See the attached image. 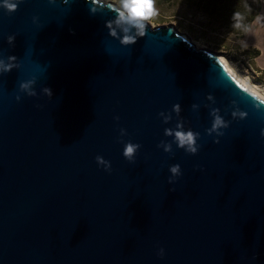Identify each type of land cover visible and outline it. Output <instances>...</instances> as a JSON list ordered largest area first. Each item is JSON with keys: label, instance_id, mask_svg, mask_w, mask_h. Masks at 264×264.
Returning a JSON list of instances; mask_svg holds the SVG:
<instances>
[{"label": "water", "instance_id": "1", "mask_svg": "<svg viewBox=\"0 0 264 264\" xmlns=\"http://www.w3.org/2000/svg\"><path fill=\"white\" fill-rule=\"evenodd\" d=\"M8 2L0 264H264V99L173 25L117 23L105 1ZM166 129L198 133L197 153Z\"/></svg>", "mask_w": 264, "mask_h": 264}, {"label": "rangeland", "instance_id": "2", "mask_svg": "<svg viewBox=\"0 0 264 264\" xmlns=\"http://www.w3.org/2000/svg\"><path fill=\"white\" fill-rule=\"evenodd\" d=\"M101 1L121 7L120 0ZM155 7L156 15L144 23L152 27L173 25L199 48H207L224 56L243 77L253 84H258L264 92V71H260L249 61L251 51L241 47L240 34L234 32L238 29L237 26L231 23L223 26L219 17H209L204 10L192 7L185 0L175 6L164 0H155Z\"/></svg>", "mask_w": 264, "mask_h": 264}, {"label": "clouds", "instance_id": "3", "mask_svg": "<svg viewBox=\"0 0 264 264\" xmlns=\"http://www.w3.org/2000/svg\"><path fill=\"white\" fill-rule=\"evenodd\" d=\"M86 2L90 3V13L95 14L97 11V8H102L104 5L101 3V0H86ZM120 9H113L117 11V23L120 21L126 20L128 23L133 24V26L138 28H144L145 21L150 20L153 18L156 13L157 9L155 7V0H120ZM4 7L8 9L9 12L15 11L17 8V3H10L8 0H5ZM125 13H127V16L125 17ZM234 15H239L234 13ZM106 27H109L111 29V23H106ZM125 32L128 31V29H124ZM74 34V33H73ZM110 35L115 36L116 33L112 30H110ZM14 37H9V42H12ZM121 43L124 45L128 44H134L136 43V37L131 35H124L121 39ZM10 60H14V57H9ZM13 65L12 64H4L2 61H0V71L3 72H10L12 70ZM34 81L29 80L27 82H24L21 84V88L23 90H29L32 86ZM45 93H47L49 96L52 95V91L50 88L44 89ZM247 91V90H246ZM30 95H34V93L30 92ZM253 97H256V93H251ZM179 105L174 106V110H178ZM224 121L221 119V117L216 116L214 119V122L212 124V128L209 130L215 131L220 127H224ZM179 127V126H178ZM166 135H173L175 137V140L177 142V146L179 148H183L186 152L190 154H196L198 151V147L196 145V138L198 137V133H194L193 131L189 130L187 132L183 130H177L173 133L172 130L166 129L165 130ZM140 147L139 144L134 143H126L124 145L123 149V156L125 159H127L130 162H134V156L136 154L137 149ZM171 146L167 145L165 146V151H170ZM96 161L98 165L103 166L105 171L110 172L111 171V164L109 161L105 160L102 156H97ZM181 167L179 164H175L170 166L169 171L172 173V176H178L181 175ZM163 251V250H161Z\"/></svg>", "mask_w": 264, "mask_h": 264}, {"label": "trees", "instance_id": "4", "mask_svg": "<svg viewBox=\"0 0 264 264\" xmlns=\"http://www.w3.org/2000/svg\"><path fill=\"white\" fill-rule=\"evenodd\" d=\"M166 3L175 6L182 0H164ZM184 1V0H183ZM192 7H198L206 12V15L215 16L221 19L220 23L227 26L230 23L237 26L234 32L240 37L248 29L261 8L260 0H185ZM234 13L239 15H234ZM213 30V28L211 27ZM259 51L256 50L255 54Z\"/></svg>", "mask_w": 264, "mask_h": 264}, {"label": "crops", "instance_id": "5", "mask_svg": "<svg viewBox=\"0 0 264 264\" xmlns=\"http://www.w3.org/2000/svg\"><path fill=\"white\" fill-rule=\"evenodd\" d=\"M261 1V8L248 29L240 37L241 47L250 50L249 61L260 71H264V0ZM256 50L259 51L258 54Z\"/></svg>", "mask_w": 264, "mask_h": 264}, {"label": "bare ground", "instance_id": "6", "mask_svg": "<svg viewBox=\"0 0 264 264\" xmlns=\"http://www.w3.org/2000/svg\"><path fill=\"white\" fill-rule=\"evenodd\" d=\"M218 56L235 77H237L245 86H247L249 89L257 93L262 99H264V92L260 89V86L258 84H253L247 78L243 77L224 56Z\"/></svg>", "mask_w": 264, "mask_h": 264}]
</instances>
